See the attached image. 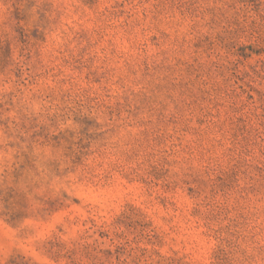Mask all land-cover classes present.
Instances as JSON below:
<instances>
[{
    "label": "rangeland",
    "instance_id": "1",
    "mask_svg": "<svg viewBox=\"0 0 264 264\" xmlns=\"http://www.w3.org/2000/svg\"><path fill=\"white\" fill-rule=\"evenodd\" d=\"M0 264H264V0H0Z\"/></svg>",
    "mask_w": 264,
    "mask_h": 264
}]
</instances>
